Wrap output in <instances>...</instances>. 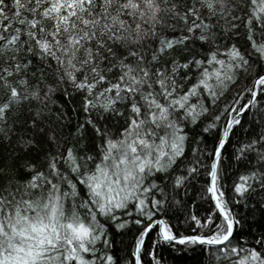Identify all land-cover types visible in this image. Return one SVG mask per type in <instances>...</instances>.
Masks as SVG:
<instances>
[{"label": "snow or ice", "instance_id": "1", "mask_svg": "<svg viewBox=\"0 0 264 264\" xmlns=\"http://www.w3.org/2000/svg\"><path fill=\"white\" fill-rule=\"evenodd\" d=\"M161 251L264 264V0H0V264Z\"/></svg>", "mask_w": 264, "mask_h": 264}, {"label": "trees", "instance_id": "2", "mask_svg": "<svg viewBox=\"0 0 264 264\" xmlns=\"http://www.w3.org/2000/svg\"><path fill=\"white\" fill-rule=\"evenodd\" d=\"M160 254L163 256V258L167 262V264H173L171 257L168 255V253L166 251H161Z\"/></svg>", "mask_w": 264, "mask_h": 264}]
</instances>
